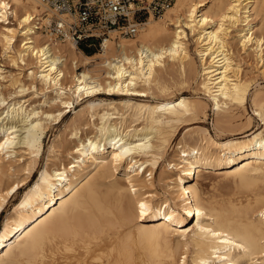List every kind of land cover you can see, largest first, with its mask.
<instances>
[{
  "label": "bare ground",
  "instance_id": "obj_1",
  "mask_svg": "<svg viewBox=\"0 0 264 264\" xmlns=\"http://www.w3.org/2000/svg\"><path fill=\"white\" fill-rule=\"evenodd\" d=\"M45 13L37 0H0L2 55L20 70L0 69V80L9 79L14 95L38 84L49 106L39 112L0 96V214L24 191L0 231V264H264V129L248 123L223 140L202 128L183 134L170 171L160 172L169 198L156 201L152 191L178 129L208 107L177 86L197 74L222 124L235 118L233 108L245 110L257 81L242 75L233 41L254 54L264 76V0H175L134 37L110 32L91 57L43 33ZM166 64L178 82L164 79ZM100 93L106 98L96 99ZM154 94L160 98L146 100ZM83 98L70 161L47 158L30 185L49 124ZM250 100L264 126V91L255 88ZM85 117L94 134L81 138ZM211 172L218 177L209 189L203 178Z\"/></svg>",
  "mask_w": 264,
  "mask_h": 264
},
{
  "label": "rangeland",
  "instance_id": "obj_2",
  "mask_svg": "<svg viewBox=\"0 0 264 264\" xmlns=\"http://www.w3.org/2000/svg\"><path fill=\"white\" fill-rule=\"evenodd\" d=\"M43 33H45V32L43 31ZM233 46H234L235 58H236V61L241 68L242 75L248 79L252 78L255 81H257L250 88L251 90H250V94H249L248 99H247V103L245 105V110H242L241 108H233V111L234 110L235 111L232 112L231 116H234L236 114L234 116L235 118L231 117V120H229V122L222 124V122L216 121L215 118H217L218 116L217 115H216L217 117L215 116L214 112L212 111L211 104L207 101V98L204 97L202 95V92L198 89L200 79H199L197 74L192 75L191 77H188L189 78V80H188L189 84L188 83L185 84L184 86H182V88L180 86H177L176 90H179V92H181L182 95H184V96L187 95V97L191 96L190 98H194L197 100L200 99V101L204 100L203 102H207L208 107L205 110V116L203 114H200L198 119H196L195 121H190L189 123L186 124V126L180 127L178 129L177 136L174 138V140L170 143L169 147L167 148V150L164 154L163 161H162L160 167L156 170L155 175H154L152 191H154V193L157 195V197L155 198L156 201L163 200L165 197L169 198V195L165 191L166 190L165 183L167 182L166 178L162 179L160 177V172H161V170H163V168H165V170H166L165 172L170 171L169 169H166V163L170 159H172L173 148L176 145V143L181 139L183 134L188 133V132H193V131H199L202 129H207L213 138H216L218 140H223V139L230 137L232 134H236V133L240 132L241 130L245 129L248 126V123H250V126L253 127L254 130L260 131V130L264 129V126H262L261 120L257 116H255L253 113V106H252V103L250 100L251 93L254 91L255 88L264 91V76H262L259 73V71H257V66H258V68H261V66L259 64L257 65L256 59L254 58L255 56L251 51L243 52L240 49L236 40L233 41ZM188 47H189L191 56L194 58L196 68L198 70V60L195 57L194 52H193V50H194L193 42H191V41L188 42ZM86 48H88V47H86ZM78 49L89 57L94 56V54L99 52V50H96L93 47L88 48V50L90 51L91 54H87L86 52H84L81 46H78ZM1 55H2V50L0 47V69L2 70L1 73L4 76L14 75V74H17L18 72H20V70L17 67L13 66L12 63L6 57H4L3 55L1 56ZM97 62H98V60H97ZM91 63H93V62H91ZM92 65L93 64H89L88 68H92ZM68 66L70 67V65H68ZM167 66H169V67H167ZM28 68H24L23 71H21L23 75L26 76V74L28 73V71H27ZM81 69L82 68H80L78 70V72H80ZM162 72L164 74V79L166 77L167 82L169 81L168 83L173 84L176 81L178 82L179 77H178L174 67L170 66L169 64H166V67ZM166 72H167V74H166ZM254 76H256V77H254ZM172 79H174V80H172ZM23 80L27 85L29 80L25 77L23 78ZM36 89L37 90L32 89V88H28L23 94L14 95L15 90L11 86L9 79H6L4 81L0 80V96H2L5 99V105L9 104L13 101H16V100H21L23 98L22 100L26 101L25 106L27 108L33 107L37 110L39 109L38 111L41 112V110H45L49 106L47 104L46 105L42 104L44 97H43L42 93L40 92L38 84H37ZM179 92L178 91L175 92L176 95L174 96L173 99L179 97V95H180ZM49 96L51 97L52 95H49ZM156 97L160 98L159 96L154 94L153 96L146 98V100L149 99L147 101H152ZM95 98L98 100L105 99L106 95L104 93H100ZM142 99H145V98H142ZM85 100H86L85 98L79 99L77 102H74L73 105L69 106L67 109L64 108L63 112H62L63 113L62 117H60V119H57V120H55L49 124V126L46 130L45 137L43 138L42 155L38 161L37 169L31 177L30 185H32L33 182L37 179L39 171L44 167V164L46 163L47 158L50 157V160L48 161L50 163L51 162L57 163V164L61 163L64 165H66L70 161L67 154L72 151V149L74 148V145H75V139L71 138V136H70L71 129H72V123H73V121H75L73 115L76 111L80 110L83 107V105L85 104ZM54 105H57V103ZM4 106L1 108H4ZM11 117H12V115H10L9 118L6 117L5 119L10 120ZM248 118L250 119L249 122L247 121ZM90 122H91L90 120L88 121V117H85V119L81 122L78 136H80L81 138H84L85 136H92L94 134L93 129H92V125H90ZM86 124H88V125H86ZM223 125L226 127L228 126L227 127L228 129L226 127H225L226 128L225 129ZM52 142L55 143L56 147H55L54 153L49 154L48 153L49 146L51 145ZM26 157L27 156L25 155L21 160L25 161ZM21 162L22 161H20V163H18V162L15 163L14 168L18 169L19 165H17V164H21ZM145 175H147V174H145ZM205 175H207V174H205ZM212 175L213 174L211 172L210 174L208 173V176H209V177L207 176L208 178L206 176H205V178H203V183L207 186L209 185V189H210V184L212 182L217 181V177H218L216 173L213 175L214 177L216 176L215 178L214 177L212 178ZM18 176H19V179L24 178L25 177L24 172H22V171L19 172L17 174L16 178H18ZM207 179H209L210 181ZM213 179H215V180H213ZM12 180H14V178ZM12 180H9V182H12ZM23 193H24V191L22 190L16 196L11 198L9 200L7 206H6V209L0 214V231L2 230V225H3V222H4L6 215L12 211L15 203H17L20 200Z\"/></svg>",
  "mask_w": 264,
  "mask_h": 264
},
{
  "label": "built area",
  "instance_id": "obj_3",
  "mask_svg": "<svg viewBox=\"0 0 264 264\" xmlns=\"http://www.w3.org/2000/svg\"><path fill=\"white\" fill-rule=\"evenodd\" d=\"M45 9L42 30L53 39L102 50L110 32L134 37L149 16L159 17L175 0H37Z\"/></svg>",
  "mask_w": 264,
  "mask_h": 264
},
{
  "label": "trees",
  "instance_id": "obj_4",
  "mask_svg": "<svg viewBox=\"0 0 264 264\" xmlns=\"http://www.w3.org/2000/svg\"><path fill=\"white\" fill-rule=\"evenodd\" d=\"M82 49L84 52H86L87 54H91L90 51L88 50V48H86L84 45H81Z\"/></svg>",
  "mask_w": 264,
  "mask_h": 264
}]
</instances>
